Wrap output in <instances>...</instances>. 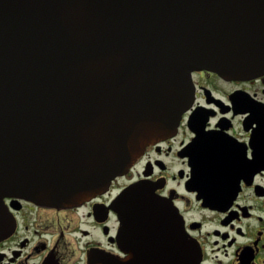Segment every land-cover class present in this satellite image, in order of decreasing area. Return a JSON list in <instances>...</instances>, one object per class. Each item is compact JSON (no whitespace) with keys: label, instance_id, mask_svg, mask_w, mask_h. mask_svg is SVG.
<instances>
[{"label":"water","instance_id":"water-1","mask_svg":"<svg viewBox=\"0 0 264 264\" xmlns=\"http://www.w3.org/2000/svg\"><path fill=\"white\" fill-rule=\"evenodd\" d=\"M198 71L264 75V0H0V218L6 198L64 208L107 192L175 134ZM118 204L127 228L169 229L172 264H201L151 184Z\"/></svg>","mask_w":264,"mask_h":264},{"label":"flooded vegetation","instance_id":"flooded-vegetation-1","mask_svg":"<svg viewBox=\"0 0 264 264\" xmlns=\"http://www.w3.org/2000/svg\"><path fill=\"white\" fill-rule=\"evenodd\" d=\"M193 83L175 134L148 146L104 194L64 208L6 198L0 264H172L169 229L125 226L118 199L138 182L178 209L201 264H264V75L199 71Z\"/></svg>","mask_w":264,"mask_h":264}]
</instances>
